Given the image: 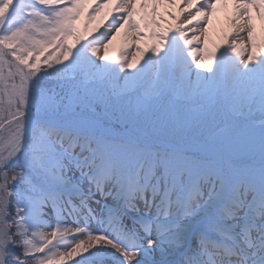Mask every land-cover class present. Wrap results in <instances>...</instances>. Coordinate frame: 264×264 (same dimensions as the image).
<instances>
[{"label":"snow or ice","instance_id":"obj_1","mask_svg":"<svg viewBox=\"0 0 264 264\" xmlns=\"http://www.w3.org/2000/svg\"><path fill=\"white\" fill-rule=\"evenodd\" d=\"M86 4L0 0V264H264V0Z\"/></svg>","mask_w":264,"mask_h":264},{"label":"bare ground","instance_id":"obj_2","mask_svg":"<svg viewBox=\"0 0 264 264\" xmlns=\"http://www.w3.org/2000/svg\"><path fill=\"white\" fill-rule=\"evenodd\" d=\"M170 11H175L174 8L172 9H168ZM166 11L165 7H161L160 8V13L164 14ZM101 19L102 17L96 16L94 19H92L91 21L86 20L85 23H79L80 25V30H84L85 32V24H87V31L90 30V26L92 24V26H98L101 23ZM165 20L167 21V23H172V21H170L168 19V17L165 15ZM107 21L105 20L104 23H106ZM164 26H167L166 24ZM207 28H208V32H207V36L208 39L210 41L209 43V47H211V42H215V43H222L223 41V37L224 34L229 31L230 29V23L228 20V12L227 10L222 13V14H215L213 16H210L209 18V22L207 24ZM189 38H191L192 33L189 32L188 33ZM197 35H199V33H197ZM243 35V34H242ZM136 37H126L123 33V31L119 34H116L115 39L112 40V43L109 45V55H127L130 58H132V55L136 53ZM203 45V39H201L199 46L202 47ZM143 46V45H141ZM198 45L196 44V42L194 41L192 46L189 48V50H192L193 48L197 47ZM148 53H146L147 55ZM86 254V253H85ZM76 259H79V257H72L70 259H65L63 261V264H74V261Z\"/></svg>","mask_w":264,"mask_h":264},{"label":"rangeland","instance_id":"obj_3","mask_svg":"<svg viewBox=\"0 0 264 264\" xmlns=\"http://www.w3.org/2000/svg\"><path fill=\"white\" fill-rule=\"evenodd\" d=\"M87 8H88V5H86L85 6V11H87ZM107 10H104V12H106ZM158 11H160V9L158 10ZM226 10L225 9H222V8H218L217 9V11L214 13V14H212L211 16H213V15H215V14H222V13H224ZM81 14H83V13H81ZM104 13L102 12L101 13V15H103ZM84 15V14H83ZM95 18V17H94ZM93 18V19H94ZM87 19H86V16H84V17H79L78 19H77V21H76V27L79 29V23L81 22V21H83V22H85ZM257 23V28H258V30H259V21H257L256 22ZM90 26V30H88V31H91V29H93V28H97V26H92V24L91 25H89ZM81 31V30H80ZM82 32V31H81ZM97 33H92V35H96ZM90 38H91V36H90ZM111 38V37H110ZM202 45V44H201ZM202 47H203V45H202ZM103 52H102V49H101V54H102ZM70 239V238H69Z\"/></svg>","mask_w":264,"mask_h":264},{"label":"trees","instance_id":"obj_4","mask_svg":"<svg viewBox=\"0 0 264 264\" xmlns=\"http://www.w3.org/2000/svg\"><path fill=\"white\" fill-rule=\"evenodd\" d=\"M43 57H41V67H43Z\"/></svg>","mask_w":264,"mask_h":264}]
</instances>
